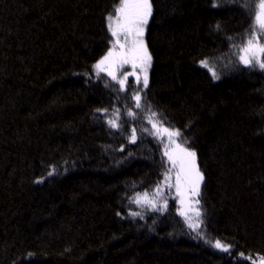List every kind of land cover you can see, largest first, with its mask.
<instances>
[{
  "label": "trees",
  "instance_id": "1",
  "mask_svg": "<svg viewBox=\"0 0 264 264\" xmlns=\"http://www.w3.org/2000/svg\"><path fill=\"white\" fill-rule=\"evenodd\" d=\"M256 1L151 0L141 89L131 69L113 80L94 68L115 41L108 19L121 0H0V264L264 257V70L240 61L254 34L264 44ZM153 112L196 152L204 235L172 201H131L165 167Z\"/></svg>",
  "mask_w": 264,
  "mask_h": 264
},
{
  "label": "snow or ice",
  "instance_id": "2",
  "mask_svg": "<svg viewBox=\"0 0 264 264\" xmlns=\"http://www.w3.org/2000/svg\"><path fill=\"white\" fill-rule=\"evenodd\" d=\"M213 6H216L215 4ZM152 3L151 0H121L120 7L116 8V27L113 28L110 24V30L112 36L116 38V44L119 45L122 51L116 53L113 49H110L108 53L102 57L95 65L94 68L99 72H107V74L113 79H117L115 69L119 65L126 63H132L133 67H139L143 74V86L148 87V69L151 67L152 56L148 51L147 45L144 43L145 26L148 24L149 18L152 16ZM112 16L109 17L111 21ZM256 23L262 31H264V0H259L258 11L256 13ZM219 27V25H217ZM123 34L125 43H120V35ZM243 53L240 56V61L246 67L258 65L260 69L264 70V44L259 42V39L254 34L252 38L247 41V44L241 49ZM207 66L206 62H203ZM134 74V73H133ZM214 79H219V76L213 72ZM126 77L120 80L121 89L125 88ZM140 81V77L137 76V82ZM136 101V107H141L142 97L139 93L134 96ZM132 115V113H129ZM157 114L152 113V117ZM109 125L113 128H117L119 125L115 120H109ZM153 134L158 138L166 135L169 143L165 145L164 155L168 157L169 161L176 165L177 161L180 163V172L177 174V191L180 192L181 177L184 178L186 183L191 185V194L193 196H199L200 183L203 180V176L200 174L199 169L195 166L196 152L189 148L182 147L181 144L176 143V137H179L181 133L178 130H172L167 127H162L160 122H152ZM137 139L136 130L133 129L130 137V142L134 143ZM172 145H175L174 150ZM52 173H49L51 175ZM147 195V194H145ZM137 203L140 201L137 200ZM200 201L197 199L195 204L199 205ZM151 207L155 208V204L149 201ZM166 207V204H165ZM195 216L197 221L201 216V210L195 208ZM181 215H185L182 211ZM134 215H136L134 213ZM189 227L195 231L200 227V223L195 225L189 223ZM213 247L223 252H229L231 245L222 243L220 240H216ZM241 257L250 259V256H245L244 253H240ZM253 264H256L253 261ZM260 264H264V257L260 258Z\"/></svg>",
  "mask_w": 264,
  "mask_h": 264
},
{
  "label": "rangeland",
  "instance_id": "3",
  "mask_svg": "<svg viewBox=\"0 0 264 264\" xmlns=\"http://www.w3.org/2000/svg\"><path fill=\"white\" fill-rule=\"evenodd\" d=\"M258 4H259V0L256 1V3L254 4L253 17H254L255 22H256V19H255L256 13L258 11ZM115 16H116V13L112 16L113 19L111 21L108 19L109 30H110V27H109L110 24L113 28L116 27ZM110 32H111V30H110ZM144 34H145V32H144ZM111 35H112V33H111ZM112 38H114L115 41L113 42V40H112L113 45L111 46L110 49H113L116 53H119L122 50L119 47V45L116 44V38L113 36H112ZM120 43L121 44L125 43L124 36H122V34L120 35ZM144 43H145V39H144ZM117 68H119V69L127 68V69L133 70L134 74L136 73L135 76L138 75L140 77L141 89H142V87L144 88V86H143V74L141 73L139 67L134 68L132 63H126L123 65L117 66ZM117 70L118 69H115V72H117ZM148 73H149V69H148ZM150 117H151V120H154L153 123L158 122L155 119V117H152V114H150ZM160 125H162V124L160 123ZM162 127H166V126L162 125ZM160 137H161V142H160L161 150H162V154L164 157V165H165L163 175H162L160 181L158 182V184L154 185V187H151L147 191H143L142 193L134 194L131 198V201H132V203H134V205L137 208L149 207L150 209H163V210L165 208V204L167 205L168 201H172L174 209L176 210V213L182 218V220H184L186 225L189 227V223H192L193 225H195L197 222H199L200 227L197 228L195 230V232L198 231V233L200 235H204L205 232L201 231V227H202L201 216L199 218V221H197V218L195 216V211H194L195 208L200 209V207H201L200 204L199 205L195 204V201L198 199V196H193L191 194V185H190V183H186L183 177H181V181H180V192L177 191V187H176L177 186V174L180 172V163H179V161H177L176 165H173V163L171 161H169L168 157L164 155L165 150H166L165 145H167L169 143V141H168V138L166 135L160 136ZM165 137H166V141L163 142ZM176 143L181 144L182 147H185L183 145V143L181 142L179 137H176ZM174 149H175V145H172V149H169V150H174ZM195 166L198 169L196 160H195ZM200 185H201V183H200ZM145 194H147V195H145ZM137 200H139L140 202L137 203L136 202ZM149 201H152L155 204V208L150 206ZM182 211L185 213V215L180 214ZM201 213H202V210H201ZM190 229L193 230V228H190ZM208 242L209 243L211 242V244L215 243V241H212V240H208ZM244 255L251 257L248 260L252 264H253V261H255L256 264H260V258L263 257V256H258V255H256V256L246 255V254H244Z\"/></svg>",
  "mask_w": 264,
  "mask_h": 264
}]
</instances>
